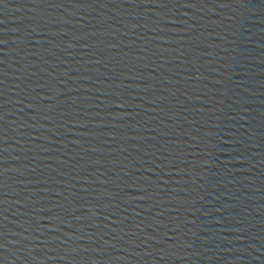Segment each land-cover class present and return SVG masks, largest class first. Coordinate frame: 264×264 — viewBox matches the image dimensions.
Returning a JSON list of instances; mask_svg holds the SVG:
<instances>
[{"label":"water","instance_id":"1","mask_svg":"<svg viewBox=\"0 0 264 264\" xmlns=\"http://www.w3.org/2000/svg\"><path fill=\"white\" fill-rule=\"evenodd\" d=\"M0 41L3 264H264V0H0Z\"/></svg>","mask_w":264,"mask_h":264},{"label":"snow or ice","instance_id":"2","mask_svg":"<svg viewBox=\"0 0 264 264\" xmlns=\"http://www.w3.org/2000/svg\"><path fill=\"white\" fill-rule=\"evenodd\" d=\"M161 6H164V5L162 4ZM0 43H3V41H0ZM0 83H2V81H0ZM2 175H3V172L0 171V176H2ZM0 203H3V201L0 200ZM3 235H4V233L2 231H0V236H3ZM2 247H4V245L2 243H0V248H2ZM0 264H3L2 260H0Z\"/></svg>","mask_w":264,"mask_h":264}]
</instances>
